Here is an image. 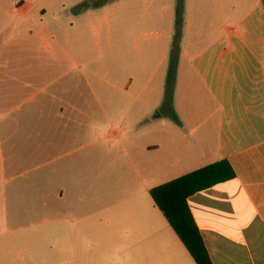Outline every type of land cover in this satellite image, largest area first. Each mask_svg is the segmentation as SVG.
I'll return each instance as SVG.
<instances>
[{
    "label": "crops",
    "instance_id": "0c3cea01",
    "mask_svg": "<svg viewBox=\"0 0 264 264\" xmlns=\"http://www.w3.org/2000/svg\"><path fill=\"white\" fill-rule=\"evenodd\" d=\"M84 1L85 15L63 18ZM88 1L0 0V264H196L150 190L222 159L236 177L191 195L190 211L212 264H264V2L182 0L178 52L191 69L180 70L173 115L133 116L155 48L133 40L127 57L113 41L107 67L79 66L78 76L27 65L37 41L70 37L68 22L83 17L93 23L98 7ZM120 2L135 10V0ZM145 2L150 13L128 19L124 50L141 25L176 27V9ZM88 73L106 84L93 87ZM84 81L93 99L82 97Z\"/></svg>",
    "mask_w": 264,
    "mask_h": 264
},
{
    "label": "rangeland",
    "instance_id": "374dc122",
    "mask_svg": "<svg viewBox=\"0 0 264 264\" xmlns=\"http://www.w3.org/2000/svg\"><path fill=\"white\" fill-rule=\"evenodd\" d=\"M135 10L127 11L124 10L122 2L115 3V0H89L88 2L95 3L98 7L97 11L93 12V23L90 24L89 20L85 17L81 19V22H72L68 27L65 28L70 32V37L56 36L55 38H50L48 41H37L29 48L27 55L29 57L28 66L33 67H49L52 70H70L77 69L76 73L72 75L78 76L80 71H78L79 66L84 69L91 68L92 65H102L107 67L106 60L109 57L110 45L112 42L116 41L122 54L126 53V56H132L133 44L135 40L137 42L136 49L139 48H155V55L149 60L148 67L151 68V74L148 76V81L146 84V90L141 97V100L137 102L134 106H131V115L138 116L144 114L148 111V115L157 114H167L173 115L171 112V100L177 98L178 94H181V86L183 82V73L180 71L181 68H190L191 62L180 52L174 54L172 51L168 52V56L165 60H162V69L160 71L153 72L160 61L159 52L165 51L169 48V45L174 43L176 40L177 29L171 25L167 24H148L146 26L141 25V27L135 28L133 36H129L126 40L127 49H123L124 41L123 38L126 37L125 33L128 30L134 31L133 26L129 27L128 19L139 20L142 16L149 14V7L151 6L145 0H135ZM187 3V2H186ZM87 2H81L72 7L71 10H66L62 12L63 18L68 21L71 16L85 15V9L88 7ZM176 5H173V1L158 0V9L163 12H169L171 10H180L181 25L185 14V7L182 0H175ZM68 5V4H67ZM183 5V6H182ZM93 6V5H92ZM95 6H93L95 8ZM54 12V11H53ZM49 12L45 16V20L52 21V13ZM185 12V13H184ZM71 23V22H70ZM187 27V26H185ZM64 29V28H63ZM185 28H183V31ZM191 29V28H190ZM180 41L182 35V27L179 29ZM172 40V42H171ZM122 41V42H121ZM45 43V44H43ZM27 50L23 51L25 53ZM21 53V54H22ZM125 56V55H124ZM74 57V59H72ZM22 58L16 60L18 65ZM99 59V61L97 60ZM59 72V71H57ZM162 72L164 76L166 75V80H164V86L159 90L160 77ZM88 77L91 79V85L96 87L98 85L106 84L105 82H99L97 77H93L88 73ZM51 79H58L59 75H51ZM65 81V80H64ZM63 79L59 80L54 87L50 88L51 93H59L62 91L59 86L62 84ZM41 83V80L38 82ZM42 85V84H41ZM40 85V86H41ZM39 86H36L35 98H41L43 95L38 90ZM48 90V91H49ZM47 92V91H45ZM157 92V93H156ZM105 93V89L102 90ZM82 97L85 99H93L92 91L86 86L85 81L83 82ZM155 100H159L164 105L158 108L152 109V105ZM25 106L21 105L23 110ZM84 112L90 110H98L97 107H84ZM22 112V111H21ZM21 112H16L14 115L21 114ZM1 125V122H0ZM55 157V156H53ZM54 162L58 163V158H54ZM30 174L31 172H27ZM33 174V173H32ZM58 194V180L55 176L52 180V195L54 200L52 204L57 207V196ZM57 210V208H56ZM2 223V217L0 216V230H4ZM54 263V262H53Z\"/></svg>",
    "mask_w": 264,
    "mask_h": 264
},
{
    "label": "trees",
    "instance_id": "16d2710c",
    "mask_svg": "<svg viewBox=\"0 0 264 264\" xmlns=\"http://www.w3.org/2000/svg\"><path fill=\"white\" fill-rule=\"evenodd\" d=\"M262 1L264 2V0ZM180 27V10H177V35L172 49L174 54L178 53L179 50ZM235 177L236 173L230 162L227 159H222L150 190V195L155 204L188 249L196 264L212 263L190 211L188 198L199 191Z\"/></svg>",
    "mask_w": 264,
    "mask_h": 264
}]
</instances>
